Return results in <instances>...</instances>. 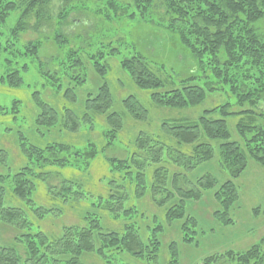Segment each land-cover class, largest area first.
I'll list each match as a JSON object with an SVG mask.
<instances>
[{
	"label": "trees",
	"instance_id": "trees-1",
	"mask_svg": "<svg viewBox=\"0 0 264 264\" xmlns=\"http://www.w3.org/2000/svg\"><path fill=\"white\" fill-rule=\"evenodd\" d=\"M59 1L62 7L53 40L62 54L53 62V70L39 59L43 41L20 42V35L31 27V17L47 21L52 0H0V85L28 89L33 110L32 115L24 112L19 98L0 104V226L12 230L8 241L0 238V264H181L188 253L179 243L187 250L198 247V233L212 231L213 238L225 237L226 243L240 201L236 180L248 160L264 169V0L94 3V14L106 23L127 18L153 27L155 34L159 33L155 28L166 32L177 52L189 61L182 77L163 63L148 60L137 49V41L127 37L116 44L96 36L86 48H71L60 26L68 23L72 12L90 6L84 0ZM125 42L130 56L123 53ZM82 55L89 57L99 79L96 87L84 86ZM112 58L157 107L192 108L219 92L232 100L205 109L193 120L178 111L123 143L120 131L127 117L137 122H150L151 117L134 95H114L115 86L105 78ZM30 72L34 74L29 83ZM37 79L41 83L33 87ZM3 115L10 116L12 124L2 121ZM229 117L236 119L233 138ZM101 120L98 144L88 138L83 147H76L50 138L63 131L91 132ZM7 131L17 149L15 158L4 145L10 143L2 138ZM117 142L125 157L103 158V174L89 187L87 176L99 154ZM216 158L224 176L208 170L199 173L198 168ZM166 164L177 171H169ZM53 174L60 177L59 186L53 185ZM207 197L216 207L212 222L200 224L192 211ZM156 209L162 210L161 217L154 213ZM251 212L253 217L264 214V206ZM71 216L76 222L63 223L56 231L44 227L51 219ZM168 225L177 228L179 243L166 241ZM202 262L264 264V237L243 249L228 246L209 253Z\"/></svg>",
	"mask_w": 264,
	"mask_h": 264
},
{
	"label": "rangeland",
	"instance_id": "rangeland-1",
	"mask_svg": "<svg viewBox=\"0 0 264 264\" xmlns=\"http://www.w3.org/2000/svg\"><path fill=\"white\" fill-rule=\"evenodd\" d=\"M122 3L130 2V0H119ZM87 4H89L90 9L85 11H76L75 13L72 12L67 18V24H61V33L63 37H65L70 42V47L75 49L76 46H80L81 48H86V45H92V41L96 39V36H101L100 40L102 39L103 42L113 41L117 44V42H123L126 37L128 38L127 41L134 42L137 41L136 47L137 49L144 54V56L152 61L157 63H163L167 67L172 68L174 71L177 72L178 77H182L185 73L183 70H187L189 67V61L185 59L183 55L177 52L176 46L172 43L171 39L168 37V34L161 29L156 30L159 31L158 34L152 31L151 26L147 24H140V23H133L132 21H128L127 18L124 19L121 23L112 22L106 23L102 20L99 16L94 14V3L96 4L97 0H84ZM88 6V7H89ZM62 7V3L59 0H52V2L48 5V14L49 18L47 21H43L40 23L36 17H31L28 21L31 27L30 29L20 35V42L27 43L31 40H41L42 48L40 49V60L44 62L50 69H56V65L53 64L54 61H57V58H61L62 50H60V45L53 40L54 36V29L56 27V20L57 15ZM161 11V10H158ZM38 24V26H35ZM113 32L110 34V31ZM130 31V33H129ZM103 32L105 33L103 35ZM53 34V35H52ZM93 42V43H94ZM122 50L123 53L127 56H130L131 48L126 45V42L122 43ZM89 57L86 55H82V65L84 66V71L86 72L87 82L84 85L87 89L92 88L93 86L96 87V83L99 79L93 73L91 65L88 62ZM52 63V64H51ZM107 64L110 65V71L106 75V81L115 86L116 94L113 91L116 97H121L122 95L132 94L134 95L149 111V115L151 117L150 122H137L127 117V125L126 127L120 131V140L124 143L127 142L128 139L133 138L135 134H139L140 131L151 130L157 126L158 122L162 119L169 118L170 115L180 114L184 116L187 114L190 117V120H193L201 114L205 109H209L213 106H216L226 99H229L228 96L218 93L208 96V98L203 101L200 105H197L192 108L177 110V109H170V108H160L151 103L148 97V92L143 91L133 85L128 78L125 77L123 73H121L120 69L118 68V61L115 58L107 61ZM90 65V66H89ZM61 70L60 73H63L65 66L63 64L59 65ZM34 74V72H32ZM31 72L27 76V80L29 83L31 82ZM35 85L33 87H39L41 81L40 79L36 80ZM123 81V82H122ZM178 80L174 78V83L176 84ZM123 83L121 86L120 84ZM120 86V87H119ZM28 89H8L5 85H0V104L11 103V99L19 98L21 100V104L24 103L23 111L28 112V114L32 115L33 110L31 104L28 102L29 98L27 96ZM48 97L54 100V97L48 92ZM58 101L60 99L56 98ZM52 100V101H53ZM232 99H229L231 101ZM62 102V100H60ZM53 103H56L54 100ZM237 110V108H234ZM180 113H179V112ZM186 116V115H185ZM235 119V118H234ZM233 117L228 118V125L229 130L231 133V138L234 136V131L232 129L234 123ZM2 121L12 124L11 117L8 115H3L1 118ZM236 120V119H235ZM101 120V124H95L94 130L91 132H86L84 129L79 133H70V132H60L56 136L50 134V138L65 141L69 144H72L76 147H83L84 143L88 141V138L95 143H99L101 141V134L102 131L101 125L103 124ZM10 132H4L6 136H3V140L9 141L10 143H3L6 147H9V154L12 157H16L15 153H17V149L14 147L13 143H11L12 136L9 134ZM47 138L41 140H46ZM235 139L238 138L235 135ZM2 144V146H3ZM121 144L119 142L116 145L105 149L101 152L98 156L97 162L94 164V170H91V173L87 176L86 182L88 186L91 187L94 182H98V178L102 176V159L106 157H115V158H124L126 153L120 147ZM11 149V150H10ZM217 158L211 161V165L205 166L202 165L199 169V173L202 174L206 170L211 172L212 174H217L220 178L224 176L220 173V170L217 166ZM168 165V164H166ZM169 171H177L172 165L167 166ZM198 169L195 171L197 172ZM73 172V171H72ZM194 172V173H195ZM76 177L78 176L79 172H73ZM193 173V172H192ZM53 185L59 186L60 185V177L56 174H53ZM193 177V175L191 176ZM190 177V178H191ZM193 179V178H191ZM239 186V193H240V201L238 206L235 208L234 213V221L235 226H233L231 235L229 238H226V243H224L225 237L213 238L215 233L212 231H205L203 234H197V237H201L199 241L200 245L195 247L194 249L187 250L180 241V234L177 232V228L175 226H167V237L166 241L175 240L179 243L180 248L187 252V257L182 258L181 264H203L202 259L209 253L220 251L228 246L237 247V249H243L253 243L256 239L264 237V214H259L257 217L252 216V208L253 207H260V209L264 206V169L261 168L257 163L252 160H248L247 167L245 172L236 180ZM180 185L184 186V182L180 180ZM39 196H43L42 192H38ZM10 195H6L7 202L9 201ZM37 197V195H36ZM39 201V200H38ZM41 202V201H40ZM149 202V201H148ZM211 202V203H210ZM43 203V202H41ZM150 203V202H149ZM198 208L194 207V212L196 217H200L199 223L205 222L208 223L209 221L212 222V211L215 209L216 204L212 201V199H205L202 202H197ZM209 203V205H208ZM151 204V203H150ZM152 206V204H151ZM154 207V206H152ZM205 210V211H204ZM203 212H205L203 215ZM157 217H161L162 210L156 209L154 211ZM76 222V218L71 216L69 218H61L55 221V219H51L44 223V227L49 230H58L59 226L63 223H70ZM201 224V223H200ZM173 228V229H172ZM229 230V229H228ZM184 232L189 234L188 231ZM12 230L7 227L0 226V238L4 241H8L9 238L12 236ZM194 236V234H191ZM199 235V236H198ZM196 237V239H197ZM230 239V241H229ZM229 241V242H228Z\"/></svg>",
	"mask_w": 264,
	"mask_h": 264
}]
</instances>
